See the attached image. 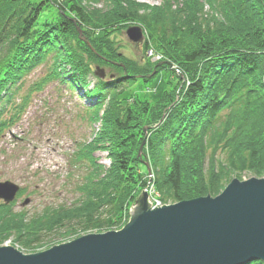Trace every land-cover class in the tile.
<instances>
[{
	"label": "trees",
	"instance_id": "1",
	"mask_svg": "<svg viewBox=\"0 0 264 264\" xmlns=\"http://www.w3.org/2000/svg\"><path fill=\"white\" fill-rule=\"evenodd\" d=\"M98 1L71 0L66 8L59 0H0V136L23 112L26 98L19 103L17 94L24 76L42 62H49L45 80L57 79L90 103L92 121L103 108L99 130L71 155L87 164L84 179L74 184L81 193L78 203L27 218L12 211L14 201L0 202V235L14 231L28 250L45 241L44 233L65 227L70 228L65 233L123 227L129 218L122 219L124 212L147 187L149 157L162 204L199 196L185 194L183 186L200 173L203 186L196 193L206 195L217 193L233 171L264 176V0H208L221 9L208 22L198 0L159 14L158 8L147 11L145 4L129 0H106L114 7L106 12ZM127 20L146 24V43L153 42L168 65H176L175 83L166 77L158 96L132 102L121 94L137 79L148 82L152 70L167 67L161 62L137 69L115 51L109 34ZM90 27L101 29V36L93 38ZM80 32L96 52L80 40ZM92 65L107 68L112 77H95L88 89ZM95 149L107 152L110 164L104 170L91 155Z\"/></svg>",
	"mask_w": 264,
	"mask_h": 264
},
{
	"label": "rangeland",
	"instance_id": "2",
	"mask_svg": "<svg viewBox=\"0 0 264 264\" xmlns=\"http://www.w3.org/2000/svg\"><path fill=\"white\" fill-rule=\"evenodd\" d=\"M59 2L66 8L71 4V0H59ZM185 2H189V0H129V4H145L147 11L158 8L155 10L156 14L162 13L161 9L174 11L178 7L186 6L183 4ZM199 2L203 6L202 9L206 11L202 16L204 22L209 21L213 12H217L219 15L218 10L220 7L215 2L210 3L208 0H198ZM106 3V0H99L97 2L98 5H96L102 8L103 11L107 10L106 12L114 9L111 3ZM144 10L139 9L138 13H142ZM106 12L105 14H108ZM47 14L44 15L43 19L47 18ZM52 17L54 20L57 18L54 11ZM214 18L211 21H214ZM119 25L118 29L109 34L114 42L115 51L131 60L134 65L136 64L137 69L147 68L150 65L152 67L155 63L160 65L161 62H163V64L161 63L162 65L167 67V70L163 69L158 73L153 67L154 70L150 72L152 76L148 82L142 83L140 79H137L128 90L121 94L123 101L132 102L135 97L158 96L164 86L166 77L172 83H175L174 77L176 73L172 72V69L176 70V65H168L169 62L166 60V56L162 55L163 50L158 49L153 42L146 43L149 38L146 24L140 21L127 20L120 22ZM130 26H139L141 28L143 33L141 42L133 43L128 39L125 32ZM218 31L222 30L219 29ZM87 32L91 33L93 38L101 36V29L90 27L87 28ZM79 35L80 40L83 41L82 38L85 37L81 36V32ZM88 47L93 52H96L90 43ZM48 65L49 62H42L24 76L22 89L17 94L19 103L23 101V98H26L23 112L20 118L6 128L0 136V181H12L22 189V193L16 197L11 208L13 212H23L27 218L41 214L46 209V212L50 211L49 214H51L54 210L59 208L66 209L79 202L81 193L75 190L74 184L84 179V175L87 173V164L84 162L80 163L77 160L73 161L71 155L75 154L80 144H86L94 137L95 132L101 126L103 112L102 108L96 118L97 120L92 121V113L85 108H90V103H86L84 97L78 96V93L62 85L57 79L47 78L45 80V77H48ZM119 65L123 66V64ZM91 67L95 71L94 65ZM104 71L106 74L103 79H108L110 77L106 76L108 69L104 68ZM5 76L8 78V74ZM95 77L97 76L95 74L92 75V73L88 75L87 80L89 81L86 88L90 89L93 87ZM184 80H186V77ZM163 117L159 122L162 121ZM91 155L95 158L96 163L102 166L103 170L109 166L110 159L105 150L95 149L91 152ZM147 161L149 169H145L148 179L147 185L149 184L153 188V191L146 190L147 199L149 201L152 197H157L162 200L161 193L154 186L156 181V174L153 170V168L155 169L154 162L150 157L147 158ZM207 166L208 163L205 162L204 170H207ZM142 168L144 169V167ZM203 174L207 175V171H204ZM102 175L103 171L102 173L99 172V176ZM201 177V173L198 177H189L188 183L187 181L184 183L183 192L190 194L189 196L193 194L205 196V193H196L202 190L200 187L203 185H200L199 181ZM234 177L243 180L259 176L245 169L240 172H230L222 181L223 186L218 192L210 195L213 197L218 195ZM197 188L201 190L197 191ZM194 196L199 197L197 195ZM26 198L30 200L26 205L22 206L21 203ZM172 202L170 201L168 204ZM131 204L132 202L128 209ZM128 209L124 212L122 219L127 214L129 216ZM67 217L68 215L64 216V218ZM69 220L73 221L72 218ZM65 228L70 229L69 227ZM65 228L57 230V232L44 233L43 239L45 241L30 250L27 249L28 247L23 246L20 241H17V235L14 234V231H11L7 236L0 235V246H13L22 253L29 254L44 251L54 245L68 242L82 235L104 233L110 230H119L122 227L113 226L111 228L88 229L86 231L77 229V232L75 231L74 233H65Z\"/></svg>",
	"mask_w": 264,
	"mask_h": 264
},
{
	"label": "water",
	"instance_id": "3",
	"mask_svg": "<svg viewBox=\"0 0 264 264\" xmlns=\"http://www.w3.org/2000/svg\"><path fill=\"white\" fill-rule=\"evenodd\" d=\"M125 33L133 43L142 41L139 26H130ZM82 40L89 45L85 38ZM105 74L102 67H95L97 77L104 78ZM144 143L145 139L139 151ZM18 190L14 182L0 181L4 203L13 201ZM29 200L24 199L21 205ZM128 212L129 220L119 230L89 233L44 251L24 254L13 246L1 245L0 264L264 262V176L234 177L214 197L199 196L154 208L142 189Z\"/></svg>",
	"mask_w": 264,
	"mask_h": 264
},
{
	"label": "built area",
	"instance_id": "4",
	"mask_svg": "<svg viewBox=\"0 0 264 264\" xmlns=\"http://www.w3.org/2000/svg\"><path fill=\"white\" fill-rule=\"evenodd\" d=\"M148 186H149V184L147 185V187ZM147 187L144 188V190H151V191H153V188H151V185L149 186V188H147ZM149 203H150L151 208H154L155 206L158 207V206H161L162 205V202L157 197H152L151 200H149Z\"/></svg>",
	"mask_w": 264,
	"mask_h": 264
},
{
	"label": "bare ground",
	"instance_id": "5",
	"mask_svg": "<svg viewBox=\"0 0 264 264\" xmlns=\"http://www.w3.org/2000/svg\"><path fill=\"white\" fill-rule=\"evenodd\" d=\"M162 205H163V204H162ZM162 205H161V206H162Z\"/></svg>",
	"mask_w": 264,
	"mask_h": 264
}]
</instances>
